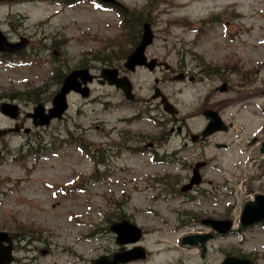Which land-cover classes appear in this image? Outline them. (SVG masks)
I'll return each mask as SVG.
<instances>
[{
  "label": "rangeland",
  "instance_id": "374dc122",
  "mask_svg": "<svg viewBox=\"0 0 264 264\" xmlns=\"http://www.w3.org/2000/svg\"><path fill=\"white\" fill-rule=\"evenodd\" d=\"M69 1L0 0V30L13 42L30 40L23 56L0 55V105L43 88L54 70L82 64L95 75L104 67L123 68L138 102L94 82L89 100L69 95L63 120L34 129L26 114L35 105L15 101L22 109L18 124L32 130L0 139V231L17 237L16 264H90L118 251L110 227L124 218L145 231L140 245L150 252L148 260L131 264H217L228 255L264 264V225L239 232L245 204L264 194V0H116L126 14L142 12L152 27L148 59L177 68L189 66L194 54L220 69L217 75L233 88L227 93L215 91L221 79L177 82L176 72L169 78L164 67L124 71L133 46L123 13L100 9L97 0ZM213 16L219 19L206 22ZM157 79L179 120L185 119L183 135L205 127L199 110L208 98V104L211 98L220 103L229 132L203 146L184 142L174 134V119L152 101ZM14 125L0 114V129ZM156 139L161 145L152 146ZM116 144L125 150H111ZM199 161L208 163L205 184L180 194ZM228 215L236 232L210 241L204 257L198 248L181 246L183 237L208 232L201 219Z\"/></svg>",
  "mask_w": 264,
  "mask_h": 264
},
{
  "label": "water",
  "instance_id": "95a60500",
  "mask_svg": "<svg viewBox=\"0 0 264 264\" xmlns=\"http://www.w3.org/2000/svg\"><path fill=\"white\" fill-rule=\"evenodd\" d=\"M106 3H115L113 0H102ZM153 35L149 25H145L144 35L140 45L137 49L129 56L128 61L125 65L130 71H134L136 66H146L150 70L155 68V61H152L150 64L147 63V59L144 55L146 48L152 43ZM27 45L26 41H22L19 44H13L7 40V38L0 32V51L7 53H15L25 48ZM104 76L109 80L110 85H116L117 88H120L124 91L127 98L133 100L132 96V86L127 78L118 79L116 70H105ZM81 79V81H79ZM93 77L89 75L88 70H80L73 72L69 77L66 78L63 87L60 93L56 96L53 101L54 108L49 110L48 114L45 113V108L43 106H38L34 109V125L35 126H44L50 124L51 120L54 118H61L62 114L67 109L66 96L71 91L80 93L84 98L89 96L88 88H81L82 83L87 85L88 82H92ZM162 97V104L164 109L171 113L176 114V110L167 102L164 96L161 95L159 90L156 91L155 99ZM1 111L4 115L9 116L12 119H17L19 115V109L16 105L3 104ZM205 116L210 123L207 129L204 131L203 136H209L213 132L219 130H226L222 125L221 119L217 113H212L207 111ZM19 128H16L11 131H2L0 130V136L6 135L8 132H18ZM264 153V149H262ZM195 170V176L192 179V185L200 183V178L198 177V168ZM187 188H191V185ZM264 221V196H258L255 202H249L244 210L242 216V224L244 226H253L256 223ZM202 224L212 226L221 234H226L230 231L232 223L230 221L218 222L213 220L203 221ZM112 231L118 234V243L120 245L135 243L140 240L142 236V231L136 226L130 224L128 221H123L112 226ZM212 236H202V237H185L182 241L184 245L196 246L198 243H201L202 246L208 242ZM6 242L9 244L8 247H5L4 250L0 248V264L10 263L13 259L11 257L12 251V241L10 236L7 233H0V243ZM1 245V244H0ZM124 248L121 249V252L115 253L111 256H103L98 260L92 261V264H126L132 260L145 259L146 251L143 248H134L131 251H124ZM224 264H250L248 260H240L237 258H227Z\"/></svg>",
  "mask_w": 264,
  "mask_h": 264
},
{
  "label": "flooded vegetation",
  "instance_id": "af4514ba",
  "mask_svg": "<svg viewBox=\"0 0 264 264\" xmlns=\"http://www.w3.org/2000/svg\"><path fill=\"white\" fill-rule=\"evenodd\" d=\"M192 57H193V55L191 56V59H192ZM159 65L161 67H164L165 70L167 72H169L171 75H173L176 72L175 73V78L176 77L177 78L183 77L184 80H189V81H191L193 83H196V84H197L198 81H200V77H201V81L205 82V80H206L204 75H206L205 74V70H208V69H205V65L200 63L198 59H194V57H193V61H190L189 69L186 68V67H182L181 64L177 68L176 67H170V66H168V65H166L164 63H161V62H159ZM212 83H213V81H212ZM224 84L227 85V83H224ZM228 90H229V88H228ZM218 91H219V89H216V92H218ZM208 100H209V98H208ZM208 105L214 106V108L217 109L219 112L223 111L220 103L218 101H215L214 98L210 99V103ZM173 123H174L175 126L179 125L178 128H177V133L178 134H182L183 133V129L185 128V126L182 127L178 120H174ZM172 132H174V129H172ZM185 138H190V135L189 134H185ZM198 142L199 143H203L200 140Z\"/></svg>",
  "mask_w": 264,
  "mask_h": 264
},
{
  "label": "trees",
  "instance_id": "16d2710c",
  "mask_svg": "<svg viewBox=\"0 0 264 264\" xmlns=\"http://www.w3.org/2000/svg\"><path fill=\"white\" fill-rule=\"evenodd\" d=\"M143 13H130V14H125V22L127 24V27L130 30V34L132 37V42L135 43L141 35V27L143 24ZM137 25H134V24ZM63 76H61L58 71L55 73L54 77H53V81L51 84L55 85V82H60ZM49 87V85H48ZM49 92L48 90H44L43 88L41 89H35L33 91H27L24 93H19V94H15L14 98H19V99H24L27 101H31V102H38L41 100H44L45 97L47 96V93Z\"/></svg>",
  "mask_w": 264,
  "mask_h": 264
}]
</instances>
